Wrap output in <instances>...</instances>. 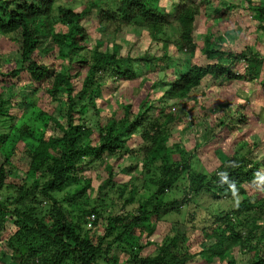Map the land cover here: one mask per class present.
Returning a JSON list of instances; mask_svg holds the SVG:
<instances>
[{"label": "trees", "instance_id": "obj_1", "mask_svg": "<svg viewBox=\"0 0 264 264\" xmlns=\"http://www.w3.org/2000/svg\"><path fill=\"white\" fill-rule=\"evenodd\" d=\"M169 1L167 8L159 0H80L82 9L77 11V3L70 0H0V34L16 42L11 62L0 69V264H191L196 256L203 264H238L229 252L234 245L250 248L252 255L242 264H264V240L250 247L255 238L251 231L264 216L263 142L248 143L242 135L238 140L247 149L242 157L226 156L209 176L190 169L197 150H216L232 134L235 128L227 129L223 117L193 135L194 147L182 163L191 181L185 192L239 193L241 200L214 215L213 226L201 232L203 243L213 240L207 248L191 252L186 227L177 223L160 243L149 239L162 211L179 212L185 201H164L163 196L172 187L167 139L191 114L187 110L191 97L210 79L212 85L242 79L264 91V54L257 47L225 49L224 32L207 27L209 19L224 20L232 9L244 8L256 25L251 32L263 35L264 0H247L243 8L221 0L215 6L214 0ZM201 25L206 31L199 34ZM125 27L140 30L139 46L146 41L158 51L150 54L147 45L142 55L121 53L116 39ZM147 78H153L152 88L157 82L166 88L154 99L150 88L136 111L127 104L100 114L102 88L109 80L132 84ZM15 87L21 91L4 95ZM39 93L54 102L66 101L63 120L55 108L25 102L28 95ZM18 98L30 104L28 111H11ZM151 108L156 112L149 113ZM89 109L100 117L95 128L80 117ZM201 109H206L202 103ZM244 120L241 115L239 122ZM137 133L141 144L131 146L128 141ZM20 153L24 161L16 168L13 158ZM124 155L139 158L140 169L135 166L149 195L141 196L145 202L133 211L108 215L101 231L100 211L76 202L91 187L90 179L65 198L56 194L81 181L82 163L92 159L106 165L103 184H111L112 164L105 161ZM13 170L20 176H13ZM10 190L16 195H4ZM27 198L33 206L25 202ZM41 201L49 203L48 215L41 211ZM64 201L79 204L75 214Z\"/></svg>", "mask_w": 264, "mask_h": 264}, {"label": "rangeland", "instance_id": "obj_2", "mask_svg": "<svg viewBox=\"0 0 264 264\" xmlns=\"http://www.w3.org/2000/svg\"><path fill=\"white\" fill-rule=\"evenodd\" d=\"M62 3L69 0H60ZM74 1L76 4V10L80 11L82 6H80V0H70ZM230 1L235 5H239L240 8L246 6L247 0H221ZM258 3H262V0ZM220 0H214L211 4L212 6L217 5ZM159 4L165 5L167 8L170 5L169 0H159ZM211 9V7L209 8ZM251 13L246 9L238 10L236 8L232 9V14L230 16L223 17L224 20L220 18L209 19L207 27L210 30L215 31L216 28L222 30L223 33V46L225 49L228 47L234 50L242 49H252L257 47L259 51L264 54V34L261 35L260 32L257 34L251 32V29L256 25L251 22ZM222 20V21H221ZM84 23L87 21L84 20ZM219 24V26H217ZM217 26V27H216ZM226 30L228 34L226 33ZM206 31L203 25L200 26L197 33L201 34ZM227 34V36L225 35ZM140 36L139 29H132L131 27H125L119 32L116 42L122 47L121 53L128 51L131 56L142 55L144 49L149 46L147 52L156 53L158 50L155 48V44L149 45L146 41L139 44L137 43V38ZM258 38V41L256 38ZM199 41L201 38L197 37ZM90 46L93 45V41L89 40ZM227 47V48H226ZM16 49V42L10 39V36L0 34V69L6 67L5 64L8 60H12L14 50ZM160 52V51H159ZM3 55V56H2ZM199 59V57H197ZM11 60L9 62H11ZM3 64V66H2ZM2 66V67H1ZM264 69V66H263ZM153 74H149L152 76ZM159 79V77H157ZM142 79V78H141ZM153 78L149 80L147 78L146 82L140 83V81L135 83L129 82H118L109 80L104 84L102 88L103 96V111L101 115H106L111 109H121L122 105H131L132 110L136 111L138 104L144 98V96L150 91L154 97H157L165 88L166 85L160 82L154 84L152 88L151 82ZM254 82H246L241 79V81H234L230 84H225L223 82H217L212 85V81L207 80L198 88L199 94L195 97H191V103L188 105L187 110L191 111L188 117H183L180 121V126H174L171 131L172 136L167 139V162L171 165L170 181L172 183L171 189L164 193V201L171 200H185L184 204L179 207V212L167 208L162 211L160 220L154 225L156 228L154 234L149 238L152 242L158 244L161 242L164 235L167 233H173V225L175 223L183 224L185 228V235L188 238V245L191 252H196L199 249L207 248L213 240H207L202 242V231L208 230L209 227L213 226L212 217L221 211H227L236 205L241 197L239 193H234L231 195H221L216 192H206L203 191L200 194L185 192V189L190 187L191 181L188 178V172L182 168V163L185 157L192 151L194 147L193 135L201 133L204 127L212 125L214 122H218V118H225L227 129L235 128L232 134L226 135L221 144H218V148L213 151H203L197 150V156H195L194 161L191 164V171L198 173H204L210 175L216 171L219 163L226 159V156L234 155L235 157H242L246 153L247 149L244 148L242 141L238 140L241 136H244V140L248 143L250 141L255 142L258 139L263 142L262 150L264 155V91L260 86L253 85ZM18 93L21 89L16 87L13 90L5 91L4 95L7 96L12 93ZM21 95V93H20ZM40 96V97H39ZM34 100L35 108L39 107H49L55 108L57 115L60 114V119L63 120V113L66 111V101L62 100L59 102L51 101L47 95L33 94L28 95L27 100L18 98L15 108L11 111L15 113L16 109H21L28 111L30 109V104L25 105L22 101L29 102ZM102 101V100H101ZM202 105L206 106V109H201ZM101 105V102H100ZM216 105L217 110H216ZM156 109V108H155ZM151 108L149 113H155L156 110ZM220 109V110H218ZM21 110L19 111L21 113ZM38 110V109H37ZM109 110V111H104ZM29 114V113H28ZM31 114V113H30ZM241 115L246 116V121L239 122ZM81 120L91 128H95L97 122L99 121L98 116H95L91 109L87 110L85 113L81 114ZM41 120L37 121L38 126ZM181 129H183L181 131ZM226 129V128H225ZM51 132V129L49 130ZM58 134L57 131H54ZM128 144L131 146H138L141 144V139L138 133L134 137L130 138ZM20 146V144H18ZM182 148H180V146ZM229 147L231 149H229ZM230 151H227V150ZM226 153V154H225ZM261 156L260 158H262ZM107 158V157H106ZM17 159V162H16ZM2 159H0L1 161ZM26 160V159H25ZM139 158H131L130 156L124 155L118 158H108L105 164H112V171L114 173L112 177L111 184L104 185L103 181L108 177V172L105 168L103 162L92 159L89 162L82 163V174L80 176L81 181L72 182L67 185L61 192L57 193V197L65 198L69 194H73L75 189L82 185L84 179H90V188H86L85 191L81 193L76 200V202L83 203L87 205V208L95 207L101 213V218L98 222L99 227H104L106 223V217L111 214L122 213L123 211H133L134 207H138L143 204L145 200H140V197L145 198L149 195L143 187V180L141 179V173L137 168L140 169L138 165ZM24 161L23 154H19L17 157L13 158L16 168L21 165ZM25 163V162H24ZM23 163V164H24ZM178 164V167L176 166ZM13 176H20L19 172L13 170ZM12 176V177H13ZM131 190L133 191L131 193ZM264 193V192H263ZM16 195V191L10 190L4 195ZM263 195V194H262ZM261 195V197H262ZM133 199V203H128V199ZM32 201L31 198L25 199L28 204ZM66 208L71 210L75 214V208L79 204H71L64 201ZM32 203V202H31ZM41 205V211L47 213L49 203L41 201L38 203ZM32 206L34 203L31 204ZM37 205V203H36ZM90 226V221L85 223V228ZM11 227L8 224V229ZM182 229V228H180ZM98 233V228L95 231ZM251 233L255 235V238L250 242V247L255 246L260 239L264 240V216L260 225L256 229H252ZM229 252L233 254L238 264H242L243 260L250 259L252 253L250 252L249 246L239 247L230 246ZM153 251V249L151 248ZM228 251V249H227ZM118 254V253H117ZM193 261V262H192ZM191 261V264H203L199 256H196Z\"/></svg>", "mask_w": 264, "mask_h": 264}]
</instances>
